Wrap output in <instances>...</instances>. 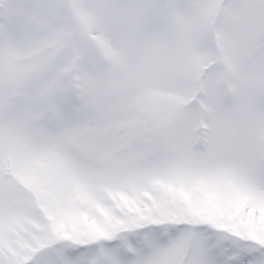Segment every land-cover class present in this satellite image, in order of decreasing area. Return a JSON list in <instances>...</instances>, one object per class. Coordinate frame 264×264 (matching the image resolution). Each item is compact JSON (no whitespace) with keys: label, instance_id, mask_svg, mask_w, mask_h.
<instances>
[{"label":"snow or ice","instance_id":"6c2138e0","mask_svg":"<svg viewBox=\"0 0 264 264\" xmlns=\"http://www.w3.org/2000/svg\"><path fill=\"white\" fill-rule=\"evenodd\" d=\"M0 264H264V0H0Z\"/></svg>","mask_w":264,"mask_h":264}]
</instances>
